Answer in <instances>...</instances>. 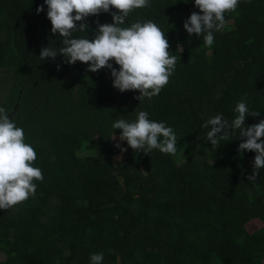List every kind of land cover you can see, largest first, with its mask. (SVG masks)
<instances>
[{
  "label": "trees",
  "instance_id": "obj_1",
  "mask_svg": "<svg viewBox=\"0 0 264 264\" xmlns=\"http://www.w3.org/2000/svg\"><path fill=\"white\" fill-rule=\"evenodd\" d=\"M2 71L0 264H264V0H0Z\"/></svg>",
  "mask_w": 264,
  "mask_h": 264
},
{
  "label": "rangeland",
  "instance_id": "obj_2",
  "mask_svg": "<svg viewBox=\"0 0 264 264\" xmlns=\"http://www.w3.org/2000/svg\"><path fill=\"white\" fill-rule=\"evenodd\" d=\"M193 14V11H190L188 13L184 14H175L173 17L175 18H181L185 16H190ZM227 28H234L238 32H246L249 30H252L256 27V24L254 21H247V22H241V23H233L232 21H229L226 24ZM11 74L10 72H0V102L4 101L6 99V96L9 93V90L11 88ZM109 78H116V77H129L132 83L138 88V89H143L144 84H145V60H144V54L139 53L136 54L135 56L129 58L126 60L124 63L116 67L114 70H112L108 74ZM114 139V138H113ZM112 139V140H113ZM114 143L117 141L114 139ZM123 143V150L125 147L130 146L132 143L129 141L125 136H124V141ZM121 143V144H122ZM122 150V151H123ZM89 154H92V152H88ZM87 153V154H88ZM186 155L183 154L179 160L184 161L186 159ZM261 227V223L258 220H252L249 222L246 226V229L249 233H252L259 229ZM4 256L0 254V261H3Z\"/></svg>",
  "mask_w": 264,
  "mask_h": 264
}]
</instances>
